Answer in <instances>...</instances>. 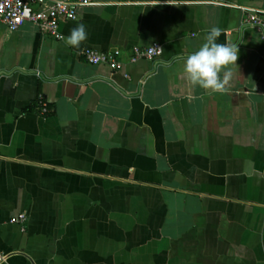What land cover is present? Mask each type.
Segmentation results:
<instances>
[{"label":"crops","instance_id":"0c3cea01","mask_svg":"<svg viewBox=\"0 0 264 264\" xmlns=\"http://www.w3.org/2000/svg\"><path fill=\"white\" fill-rule=\"evenodd\" d=\"M224 1L96 0L62 39L0 23V264H264V0ZM213 27L239 48L223 92L177 59Z\"/></svg>","mask_w":264,"mask_h":264},{"label":"built area","instance_id":"2783aa9c","mask_svg":"<svg viewBox=\"0 0 264 264\" xmlns=\"http://www.w3.org/2000/svg\"><path fill=\"white\" fill-rule=\"evenodd\" d=\"M96 0H0V23L5 24L11 30L20 29L25 23H33L39 28L51 34L57 39H62L63 35L60 31V25L63 21L76 20L79 14V7L95 2ZM206 2L219 4L225 3L224 0H205ZM246 25L257 27L264 36V19L258 16H249L245 19ZM151 47L162 49L163 46L159 42L153 43L146 48H137L134 51L132 61L141 58L156 59L160 54L152 51ZM82 55L91 64L108 65L114 71H120L124 67V63L118 58L117 53L103 51L93 47H87ZM48 107L44 104V112ZM25 220V215L19 219ZM4 256H0V261Z\"/></svg>","mask_w":264,"mask_h":264},{"label":"clouds","instance_id":"9594fccd","mask_svg":"<svg viewBox=\"0 0 264 264\" xmlns=\"http://www.w3.org/2000/svg\"><path fill=\"white\" fill-rule=\"evenodd\" d=\"M221 29L213 27L206 35L205 43L200 48L189 54L184 60V74L191 86H199L205 90L223 92L231 80L230 65L237 66L239 48L229 43H217ZM87 39V31L83 24L71 30L66 38V43L79 47ZM152 51L161 55L162 49L151 47ZM224 73L223 78L221 73Z\"/></svg>","mask_w":264,"mask_h":264}]
</instances>
